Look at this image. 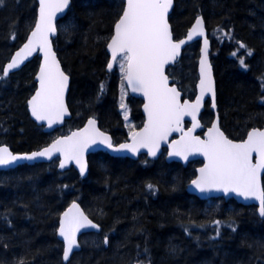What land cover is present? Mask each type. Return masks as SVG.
<instances>
[{
	"label": "trees",
	"instance_id": "1",
	"mask_svg": "<svg viewBox=\"0 0 264 264\" xmlns=\"http://www.w3.org/2000/svg\"><path fill=\"white\" fill-rule=\"evenodd\" d=\"M123 9L124 0H72L60 22L54 46L72 78L73 111L62 129L44 133L28 112L39 58L0 78V147L15 153L40 150L89 117L111 133L120 128L114 101L105 102L102 90L105 45ZM200 15L213 42L221 128L229 138L243 140L251 129L264 128V0H175L170 17L175 38H183ZM36 16L35 0L0 2V76ZM198 56L195 43L169 72L186 98L195 93ZM182 70L183 78L176 77ZM212 119L207 106L202 120L209 125ZM57 164L0 171V264H65L57 229L74 201L102 231L83 235L82 250L66 264H264V219L256 206L201 200L187 192L200 161L183 167L162 158L137 165L97 153L84 180L73 169L60 172Z\"/></svg>",
	"mask_w": 264,
	"mask_h": 264
},
{
	"label": "snow or ice",
	"instance_id": "2",
	"mask_svg": "<svg viewBox=\"0 0 264 264\" xmlns=\"http://www.w3.org/2000/svg\"><path fill=\"white\" fill-rule=\"evenodd\" d=\"M2 2V0H0ZM173 0H126V8L115 24V36L111 38L108 48L112 52V59H117V53H121L122 59L127 62L125 77L133 91H142L148 99L145 111L148 113V124L142 132L133 135L132 144H122L114 151L128 150L136 154L138 148H148L149 154L156 155L161 140H165L173 131H183L180 127L181 120L186 115H191L193 129L199 125L195 123V113L199 110L201 101L206 92L213 96V107H215L213 84L211 80L210 67L205 70L206 57L201 60L200 96L194 104L185 101L179 102L180 93L175 87L167 86V77L164 75V66L174 60L180 45L184 42L174 43L171 38L167 14ZM69 0H39V19L35 24V30L31 34L28 43L21 51L17 52L11 62L3 69V78L9 70L19 67L23 63V56L29 54L37 45L44 52V65L41 67L40 90L29 101L32 115L37 121L47 120L48 126L62 120L67 114L64 105V92L67 88L68 77L60 70L51 53L49 33H55L53 18L57 12H63L68 6ZM204 34V22L197 18L195 24L188 33V39L193 35ZM205 48L207 40L205 39ZM241 48L246 45L240 44ZM23 53V56H22ZM251 55V50H248ZM244 62L241 60V65ZM112 63L108 64L111 70ZM124 68V64H121ZM103 88V86H101ZM88 124L95 132V121L89 120ZM89 129L83 133H73L67 140H57L50 148L34 152L31 155H13L7 147L0 148V165H8L17 160H33L37 157L51 159L53 151L61 152L67 159H75L83 175L86 165L83 162V151L89 143H95V138L86 135ZM103 137L100 143L112 147L111 141L103 133H96ZM79 137V139H74ZM169 153L171 156H179L187 160L188 155L200 153L204 155L208 163L201 168L200 176L194 180L193 185L201 192L210 190L232 191L237 195L248 198L255 196L260 200V215L264 216V191L259 188L258 169H264V131H252L243 143H233L224 137L216 124H213L208 133V140L202 141L193 137L191 132H184L181 139L176 142ZM259 157L258 162L252 163V154ZM60 167H65L61 161ZM149 189L153 185H148ZM75 208L76 205H73ZM64 213L59 227V235L64 238L66 247L64 259L67 260L76 242V232L79 228L87 225L97 227L79 213V218ZM217 224L220 222L217 221ZM235 230V228H233ZM218 234V233H217ZM107 243V238H105Z\"/></svg>",
	"mask_w": 264,
	"mask_h": 264
},
{
	"label": "water",
	"instance_id": "3",
	"mask_svg": "<svg viewBox=\"0 0 264 264\" xmlns=\"http://www.w3.org/2000/svg\"><path fill=\"white\" fill-rule=\"evenodd\" d=\"M37 4H38V10H37V18H36V22L35 24L38 22L39 19V0H36ZM125 1V8H126V0ZM71 3L72 0H69V4L68 6L63 10V12H57L55 17L53 18V25L55 27V33H49L48 34V40L50 42V49H51V53H53L55 55V60L59 65L60 70L68 77V81H67V88L65 89L64 92V105L65 108L67 109V114L64 115L62 117V120L54 123L51 127L48 126V122L47 120H43V121H37L36 118L32 115V111H31V106L29 104V101L36 95V93L40 90V81L37 79V77L40 75V70L41 67L44 65V52L40 49L39 45H37L29 54H27L26 56H23V63H21L19 65V67L14 68L12 70H9L8 74L6 77L11 76L12 74L20 71L21 69H23L27 64L31 63L36 57L40 58V66L39 69L35 75V81L37 83V89L35 91V93L33 94V96L28 100V111L30 114L31 119L38 125V126H42L44 127V131L45 132H52L55 129L62 127L65 122L67 120H69L71 118V112L68 106V96H69V92H70V88H71V77L64 71L63 65L61 60L59 59V56L55 50L53 41L57 38L58 35V28L57 25L58 23L67 15V13L69 12V9L71 7ZM174 4H175V0H173L172 6L168 11L167 14V22L169 25V30L171 33V38L172 41L174 43H180L181 41H184L181 45L180 48L178 49V52L176 54V56L174 57L173 61H170L169 63H167L164 66V75L167 77V86L168 87H175L177 89V91L180 93V97H179V102L181 104H183L185 101H188V103L190 104H194L196 102L197 97L200 96V80H201V60L205 59L206 57V64H205V70H207L208 67H210L211 70V80H212V84H213V91L215 93V98H214V103H215V107H213V96L211 92H206L202 101H201V105L199 107V110L195 113L196 115V121L195 123H197L199 126L195 127L193 129V120H192V116L191 115H186L182 118L181 120V125L180 127L183 129V131H173L170 133V135L167 136V138L165 140H161L158 146V149H156V155L152 156L149 154L148 148L145 147H140L138 148L136 154H133L131 151L128 150H121V151H114V149H117L120 147L119 146H113V141H112V137L111 135L103 132L100 128H99V123L96 119L94 118H90L89 120H94L95 121V132L92 131V127L88 124V121L85 123V125L83 127H81L80 129H76L74 131H72L70 134H68L67 136H61L58 137L56 140H54L52 143H50L48 146L41 148L40 150H36V151H32V152H28V153H15L13 152L9 147L7 146H1L0 148L3 147H7L8 150L13 154V155H17V156H25V155H31L34 152H40L43 151L45 148H50L57 140H67L68 137H72L73 133H83L84 130L87 128L89 129V132L86 135L92 136L95 138V143H89L88 146L84 149L83 151V162L86 165L85 167V172L83 173V175L80 172V167L78 166V164L76 163L75 159H67L65 160V156L61 153V152H57V151H53L51 159L47 158V157H37L33 160H26V159H22V160H17L11 164L8 165H0V171H8L11 169H15L21 165H34V164H38V163H50L55 159H58V168L61 172H66L68 171L71 167H73L76 172L79 174L80 178L85 179L88 176L89 173V163H88V158L90 155L98 153V152H107L109 153L111 156L113 157H128V158H132V159H137L138 156H140L141 154H147L148 157L151 160H157L160 155L162 154L163 149L167 150V156H166V160L168 163H172V162H177L182 164L184 167H187L189 165V163L193 162V161H201V165L196 169V176L195 178L189 183V185L187 186V192L189 194L195 195L197 196L199 199L201 200H208V199H216V198H223L226 201L233 199L234 201H236L237 203L244 205V206H251L254 205L258 208V215L261 219H264V216L260 215V200L257 199L255 196H249L248 198H245L244 196L241 195H237L236 192H232L229 191L227 193H225L224 191H217L215 189L210 190V191H206V192H201L199 191V189H197L194 185H193V181L198 179L200 176V169L203 168L207 163V159L204 155L200 154V153H192L188 155L187 160L179 157V156H171L169 155V153L172 151L173 147H176V142L179 141L183 135L184 132H191V135L193 137H198L200 140L202 141H207L208 140V133L209 130L212 128L213 124H216L217 127L219 128V131L221 133H223L224 137L227 138L228 140H231L233 143H243L244 141L247 140L248 138V134L252 131H264V128H254L252 130L249 131V133L247 134L246 138L242 141H235L230 139L226 133L222 130L221 125H220V117H219V113H218V107H217V83H216V78H215V71H214V66L212 63V59H211V51H212V44H211V40L209 38L208 35V30L206 28V24L204 21L203 16H198L199 18H202L203 22H204V34L203 35H193L192 39H188V33L190 32L191 28L193 27L194 23L192 24V26L190 27V29L188 30L187 34L185 37H183L182 39L176 40L175 36H174V32H173V28L170 22V16L173 12L174 9ZM197 17V18H198ZM196 18V19H197ZM35 30V26L33 28V30L30 32V34L28 35L26 41L14 52V54L12 55L11 59L9 60L8 63H6V65L4 66V69L7 67V65L11 62L12 58L15 57L16 53L21 51V49L24 48V45L28 43V40L31 38V34L32 32ZM115 36V26H114V31H113V35L112 37ZM205 39L207 40V48H205ZM111 42H108V44ZM199 43L200 48H199V59H198V65H197V72H198V82L196 85V95L195 97L191 100L188 98H184V94L183 92L178 88V86L173 85V80L172 78L169 76L168 74V69L170 67H173L175 64H177L182 56H183V52L184 50L195 43ZM108 44H107V53L109 55V63L113 64V67L111 70L108 69V65H107V72L111 73L114 70L115 67V63L117 61V59L123 55L121 53H117V59L115 61H113L112 59V52L111 50L108 48ZM108 63V64H109ZM125 84L127 89L129 90V93L132 97L134 98H138L141 99L143 101V107H142V112L143 115L145 117V124L144 127L139 131L142 132L143 129L145 128V126L148 124V113L145 111V105L148 104V99L147 97L143 94L142 91H133L132 87L128 84L127 79L125 78ZM207 101H210V106L211 109L214 113V119L211 123L210 126L205 127L204 124L201 121L203 112L205 111V106ZM186 124H189L188 127H186ZM203 132V135L201 136L200 133ZM96 133H103L104 136H107L112 144V147H108L106 144L104 143H100V140L103 137H100L98 135H96ZM74 139H79V137H75ZM133 143V138L130 142L125 143V144H132ZM122 145V144H121ZM258 155L256 153L252 154V163L255 165L258 162ZM61 161L65 162V167L61 168L60 167V163ZM263 177H264V169H258V180H259V188L260 190L264 191L263 189ZM73 205H76V207L74 208ZM69 210H71L70 215L71 216H75L77 218H79V213H82L84 217L87 218L88 221H90L92 224H95L97 227L93 228L91 226H83L81 228H79V230L76 232V242L78 244V247H74L72 252L69 254V257L67 260L64 259V254H63V260L64 263H68L72 256L77 253L78 251L81 250V245H80V238L81 236H83L86 233H100L101 231V227L98 223H96L94 220H92L88 214L85 212L84 208L82 207V205L75 201L73 203H71L66 209L65 211L61 214L60 216V221H59V227H60V223L61 220L64 218V213L69 212ZM58 239L62 242L63 246H64V250L66 247L64 238L61 237L59 235V228H58Z\"/></svg>",
	"mask_w": 264,
	"mask_h": 264
},
{
	"label": "flooded vegetation",
	"instance_id": "4",
	"mask_svg": "<svg viewBox=\"0 0 264 264\" xmlns=\"http://www.w3.org/2000/svg\"><path fill=\"white\" fill-rule=\"evenodd\" d=\"M36 1V0H35ZM36 3H37V1H36ZM71 6H72V3H71ZM71 8V7H70ZM124 8H125V1H124ZM37 9H38V4H37ZM70 10V9H69ZM118 22V21H117ZM116 22V23H117ZM115 23V24H116ZM115 26V25H114ZM113 31H114V28H113ZM112 35H113V33H112ZM112 38V36H110L108 39H107V42H106V45H105V52H106V55H107V57H108V61H107V64H106V70H105V72H106V77H105V81H104V88H103V90H102V98H103V100H105V102H107V101H114V104H115V107L117 108V110H118V112H119V114H120V122H118V125L120 126V128H118V130L117 129H114L113 130V132L111 133V132H109V131H106V129H103L102 128V126H101V122H100V120L99 119H97V118H95V117H89V118H87V120H89L90 118H94V119H96L97 121H98V123H99V128L103 131V132H105V133H107V134H109V135H111V137H112V141H113V146H119V145H121V144H125V143H128V142H130L131 140H132V138H133V135L135 134V133H138L143 127H144V124H145V117H144V115H143V112H142V107H143V101L141 100V99H138V98H134V97H132L131 95H130V93H129V90L127 89V87H126V84H125V75H118V76H116V74H115V72H116V70H117V63H118V61H120L121 59H122V55L117 59V61H116V63H115V67H114V70L111 72V73H108L107 72V65H108V63H109V55H108V53H107V44H108V42L110 41V39ZM198 44V46H199V48H200V45H199V43H197ZM211 44H212V49H213V42L211 41ZM190 46H192V45H190ZM190 46H188L186 49H188ZM182 59V58H181ZM198 59H199V56H198ZM181 61V60H180ZM180 61L177 63V64H175L173 67H171V68H169V70H168V72H170V70L171 71H175L177 68H175L179 63H180ZM125 63H126V69H127V62L126 61H124ZM197 64H198V61H197ZM173 68H175V70H173ZM66 72V71H65ZM67 73V72H66ZM68 74V73H67ZM69 75V74H68ZM70 76V75H69ZM197 76H198V72H197ZM71 77V76H70ZM197 82H198V78H197ZM197 82H196V85H197ZM71 84H72V78H71ZM175 83H174V80H173V85H174ZM113 85H115V89L114 88H112L113 87ZM177 85V84H176ZM196 85H195V93L194 94H196ZM178 86V85H177ZM179 87V86H178ZM36 88H37V83H36ZM122 88H124L125 90V94H126V98H125V105L127 106V107H129V118H130V120L133 122V126H134V128H132L131 127V129L129 128V126L126 124V120H125V118L123 117V115H122V112H121V107H122V104H121V101H122V99H123V97H122V99H121V93H122ZM180 88V87H179ZM70 90H71V88H70ZM183 92V91H182ZM69 97H70V92H69V96H68V106H69V109H70V112H71V118L69 119V120H67L66 122H65V124L62 126V127H59V128H57V129H55L54 131H52V132H45L44 131V127H42V126H40L41 128H42V130H43V132L44 133H53V132H55V131H58L59 129H62L65 125H66V123L67 122H69V121H71V119H73V111H72V109H71V106H70V102H69ZM185 97V96H184ZM217 101H218V94H217ZM207 106H209L210 107V110L212 111V109H211V106H210V101H207V103H206V108H207ZM134 107H137V111L139 110V113H137V115H135L134 113H133V111H135V109H134ZM217 107H218V104H217ZM206 108H205V110H206ZM205 112V111H204ZM133 113V114H132ZM212 113H213V111H212ZM218 113H219V110H218ZM203 117V116H202ZM219 117H220V114H219ZM213 119H214V113H213ZM213 119H212V121H213ZM87 120L85 121V123L87 122ZM85 123L82 125V126H80V127H78V128H75V129H73L72 131H74V130H76V129H80L81 127H83L84 125H85ZM212 123V122H211ZM210 123V124H211ZM220 124H221V121H220ZM206 125V124H205ZM189 126V124H186V127H188ZM206 126H208V125H206ZM256 128H259V127H256ZM254 129V128H253ZM252 130V129H251ZM72 131H70L68 134H70ZM249 133V132H248ZM68 134H65V135H59V136H57L54 140H56L58 137H61V136H67ZM200 135L202 136L203 135V132H201L200 133ZM247 136V135H246ZM246 136H245V138H246ZM244 138V139H245ZM231 139V138H230ZM243 139V140H244ZM53 140V141H54ZM233 140V139H232ZM52 141V142H53ZM235 141H242V140H235ZM52 142H50V143H52ZM49 143V144H50ZM48 144V145H49ZM48 145H46V146H48ZM46 146H44V147H46ZM43 147V148H44ZM98 153H106V154H108L109 156H111L109 153H107V152H98ZM95 154H97V153H95ZM95 154H92V155H90L89 156V158H88V163H89V171H90V159H91V157L93 156V155H95ZM166 156H167V150L166 149H163V151H162V154L160 155V157L157 159V160H151L149 157H148V155L147 154H141L140 156H138V158L137 159H132V158H128V157H114V158H118V159H128L129 161H131V162H135L137 165H139L138 163H140V162H144V160H148V161H158L159 159H162V158H164V160H165V162L166 163H168L167 162V160H166ZM111 157H113V156H111ZM57 163H58V161H57ZM172 163H177V162H172ZM168 164H170V163H168ZM178 164H180V163H178ZM58 165V164H57ZM180 165H182V164H180ZM183 166V165H182ZM184 167V166H183ZM75 170L73 167H71L68 171H70V170ZM76 171V170H75ZM67 172V171H66ZM77 173V172H76ZM77 175L79 176V174L77 173ZM88 175H89V173H88ZM80 177V176H79ZM88 177V176H87ZM87 177L85 178V179H87ZM81 179V178H80ZM84 180V179H83ZM75 202V201H74ZM73 203V202H72ZM88 234H90V233H88Z\"/></svg>",
	"mask_w": 264,
	"mask_h": 264
},
{
	"label": "rangeland",
	"instance_id": "5",
	"mask_svg": "<svg viewBox=\"0 0 264 264\" xmlns=\"http://www.w3.org/2000/svg\"><path fill=\"white\" fill-rule=\"evenodd\" d=\"M189 58H192V56L191 55H189ZM188 58V59H189ZM124 64V68L122 69L121 68V64ZM125 72H126V63L124 62V60L123 59H121L120 61H118V63H117V70H116V72H115V74H116V76H118V75H125ZM195 75V74H194ZM192 73L191 74H189V76L191 77V76H194ZM197 78H198V76H197ZM125 89L124 88H122V93H121V99H122V97H123V99H122V101H121V104H122V107H121V112H122V115H123V117L125 118V120H126V124L129 126V128L131 129V127L132 128H134V126H133V122L130 120V118H129V107H127L126 105H125V98H126V94H125V91H124Z\"/></svg>",
	"mask_w": 264,
	"mask_h": 264
},
{
	"label": "bare ground",
	"instance_id": "6",
	"mask_svg": "<svg viewBox=\"0 0 264 264\" xmlns=\"http://www.w3.org/2000/svg\"><path fill=\"white\" fill-rule=\"evenodd\" d=\"M178 73H179V72H178ZM178 73H176L175 76H176V77H180V78L182 79V78H183L182 73H184V71L182 70V72L179 73V75H178ZM178 79H179V78H178ZM59 221H60V218H59ZM58 225H59V222H58ZM100 227H101V231H102V226H100ZM58 228H59V226H58ZM101 231H100V232H101ZM97 234H98V233H97ZM57 237H58V229H57ZM60 242H61V241H60ZM81 250H82V246H81ZM81 250H80V251H81ZM80 251H78V252H80ZM78 252H77V253H78ZM63 254H64V246H63Z\"/></svg>",
	"mask_w": 264,
	"mask_h": 264
}]
</instances>
